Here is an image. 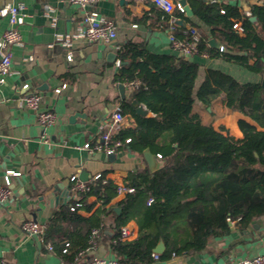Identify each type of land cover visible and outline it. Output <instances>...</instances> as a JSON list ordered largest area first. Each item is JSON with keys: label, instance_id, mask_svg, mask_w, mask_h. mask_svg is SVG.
I'll use <instances>...</instances> for the list:
<instances>
[{"label": "crops", "instance_id": "obj_1", "mask_svg": "<svg viewBox=\"0 0 264 264\" xmlns=\"http://www.w3.org/2000/svg\"><path fill=\"white\" fill-rule=\"evenodd\" d=\"M214 1L235 6L240 13L251 6V0ZM19 3L25 7L24 21L18 28L23 45L11 49L12 73L7 76L5 84L0 85V184L6 172L18 174L9 176L11 196L6 203L0 204V264L1 261L9 264H59L61 255L56 243L73 227L60 220L56 224L60 231H53L46 238L44 234L57 212L73 201L69 178L76 176L81 180L83 176L87 183L94 182L93 178L101 174L118 186L125 185L129 173L147 167L143 156L128 149L120 148L108 156L101 151L90 153L82 148L86 143H99L98 127L122 101L130 100L134 91L118 79L119 49L133 43L153 55H178L169 46L167 31L157 27V8L149 2L99 0L93 7H82L69 0H3L0 8ZM89 10H95L114 22L116 38L109 43L78 40L73 42L70 50L64 48L56 40V35L74 34ZM185 16L192 23L199 24L193 15ZM182 21L183 26L179 27L189 29V24ZM7 26V19L0 18V38ZM216 44L220 46V43ZM68 50L71 60L66 58ZM187 57L199 66L194 95L208 69L224 72L240 83L261 85V76L246 71L235 62L209 59L202 54ZM25 84L28 85L26 90L22 89ZM26 92L38 94L40 108L55 114L52 127L43 129L38 125L35 113L22 100ZM221 99H216L208 107L195 100L193 111L203 124L216 130L224 127L229 135L241 139L237 122L253 123L240 113L227 110ZM122 113L124 128H134L135 120ZM123 197L116 194L111 201L113 213L103 217L101 227L97 228L98 237L86 254L88 258L115 259L110 244L113 236L119 235L115 216L120 209L113 204ZM85 200L88 204L96 202L92 195H87ZM100 204L96 202L89 212L79 210L78 214L88 218ZM25 221H35L46 229L37 238L28 235L21 227ZM125 226L130 235L126 239L119 236V239H135L138 233L136 224L129 221ZM47 244L52 250L47 249ZM263 253L264 217L245 228L232 223L229 235L210 240L206 249L197 255L172 257L167 261L153 259L151 264H229Z\"/></svg>", "mask_w": 264, "mask_h": 264}, {"label": "trees", "instance_id": "obj_2", "mask_svg": "<svg viewBox=\"0 0 264 264\" xmlns=\"http://www.w3.org/2000/svg\"><path fill=\"white\" fill-rule=\"evenodd\" d=\"M187 3L199 24L177 10L168 14L156 9L157 27L165 30L171 18L182 19L190 28L176 26L174 36L181 39L195 29L199 37L195 55L235 62L264 76V6L252 8L250 17H245L231 5L204 0ZM235 23L240 24L241 33L233 29ZM210 40L220 43L223 50L211 46ZM118 59L119 81L137 80L139 85L130 100L119 105L136 126L123 128L115 138L129 139L122 149L141 157L145 149L160 155V166L153 172L145 167L129 173L125 185L133 193L113 204L120 209L115 216L118 231L129 221L138 228L130 241L113 236L110 249L115 259L120 264H151L160 240L165 246L157 254L160 261L194 256L210 240L229 235L232 223L245 228L264 217V88L260 83H240L224 72L208 69L194 95L199 66L188 57L153 55L129 43L119 49ZM221 97L227 110L253 123L237 122L241 139L229 135L224 127L216 130L203 124L193 111L195 100L208 107ZM100 176L86 183L87 195L101 203L92 216L78 214L95 206L96 202L88 204L84 198L74 212L69 205L61 208L47 225L45 238L60 231L56 227L60 220L73 227L56 243L63 260L72 261L85 249L91 231L113 213L110 203L117 187Z\"/></svg>", "mask_w": 264, "mask_h": 264}, {"label": "built area", "instance_id": "obj_3", "mask_svg": "<svg viewBox=\"0 0 264 264\" xmlns=\"http://www.w3.org/2000/svg\"><path fill=\"white\" fill-rule=\"evenodd\" d=\"M3 1V0H0ZM72 4H77L82 7L91 6L93 7L99 0H69ZM136 2H149L157 9L171 14L175 10L185 15L183 7L174 0H134ZM209 2H215L214 0H205ZM264 0H251L250 9L245 11L243 15L245 17H250L251 9L254 7H263ZM24 5L19 3L15 5L6 4L0 8V18H6L8 22L7 28L2 33L0 38V85L5 84L7 76L11 75V63H12V51L11 49L15 46L21 47L23 45L21 34L19 31V26L22 25L24 21ZM176 18H171L167 22V28L165 29L168 34L169 46L176 52L178 56H191L197 54V42L198 35L195 29H191L188 36L178 39L174 36V31L176 27ZM233 29L242 32L239 23L233 25ZM116 38V26L114 22L106 17L98 14L95 10H89L85 13L82 25L77 29L74 34L62 35L57 34L56 40L61 43V45L69 49L71 48L73 42L78 40H84L88 42H104L109 43ZM67 52V60H71V53ZM219 50L222 51L223 47L219 46ZM32 60V58H29ZM117 66H120V62L117 61ZM126 85L132 90L138 88L139 82L133 80L126 82ZM28 85H23L22 89L26 90ZM59 92V90H57ZM25 106L35 113L36 121L38 125L43 128L52 127L55 124L56 117L55 114L48 110H43L40 108V96L36 93L26 92L22 98ZM125 117L122 113L120 106H117L114 111L108 116L107 119L98 127V137L99 143L90 144L86 143L83 145V149H86L90 153L95 151H101L105 155H113L120 148H122L123 143L127 144L130 142L129 139H125L124 142L115 138L116 134L124 128ZM160 159V155H156ZM17 173L12 171L6 172L3 177V183L0 184V204L6 203L10 196L11 190L9 188L10 181L9 176H17ZM100 174L93 178V181L100 179ZM71 183L69 187V193L73 200V204L69 205V211L74 212L76 208L81 206L82 200L86 197L90 191L89 186L79 180L76 176H71L69 178ZM116 194L124 196L125 194L133 193V188L126 187V185L116 186ZM22 230L28 235L39 236L44 233L45 227L39 225L35 221H25L22 223ZM130 235L129 229L126 226L120 228L119 236L121 239H126ZM98 237V230L94 229L91 232V240L88 242V246L80 251L72 261H66L61 259L59 264H120L116 259H110L105 257H95L88 258L86 254L90 251V246L95 243V238ZM44 238V237H43ZM42 240V239H41ZM47 249L52 250L50 244L46 245ZM66 249L62 251L65 253ZM154 260H158L157 254L153 256ZM2 264H9L7 262L1 261ZM229 264H264V253L252 257H245L238 260H233Z\"/></svg>", "mask_w": 264, "mask_h": 264}, {"label": "water", "instance_id": "obj_4", "mask_svg": "<svg viewBox=\"0 0 264 264\" xmlns=\"http://www.w3.org/2000/svg\"><path fill=\"white\" fill-rule=\"evenodd\" d=\"M177 3L181 7H183V10H184V12H185V14L187 16H192V11L190 10L189 6L187 5V1L186 0H177ZM253 19L254 18H251V20H253ZM176 25L183 26V21L182 20H177L176 21ZM209 43H210L211 46H214L216 48L218 47V45L213 40H210ZM261 87L264 88V76L262 77V80H261ZM120 91L122 92V87H120ZM131 104L134 107L137 106V104H136L135 101H133ZM138 111L140 113H143V110L142 109H139ZM142 156H143V159H144V161L146 163V166H147L149 172H153V171H155L156 169L159 168V162L157 160L158 159L157 156L154 155V154H152L149 149H145L143 151ZM80 179H81V181L86 182V179L83 178V176H81ZM115 211L118 212L119 210L118 209H115ZM35 237L37 238V236H35ZM164 249H165V246H164L163 242L160 240L157 243L156 247L153 249V253H155V254H162L163 251H164Z\"/></svg>", "mask_w": 264, "mask_h": 264}]
</instances>
